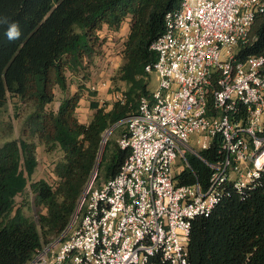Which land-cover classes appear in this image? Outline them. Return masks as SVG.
I'll return each mask as SVG.
<instances>
[{
	"label": "trees",
	"instance_id": "obj_1",
	"mask_svg": "<svg viewBox=\"0 0 264 264\" xmlns=\"http://www.w3.org/2000/svg\"><path fill=\"white\" fill-rule=\"evenodd\" d=\"M179 6L180 0H0V20H7L0 23V111L9 96L30 107L24 137L0 147V264H29L62 236L89 183L100 186L118 174L131 154L119 144L126 119L151 93L154 74L146 67L157 60L151 46L165 32L166 14ZM128 19L117 75L125 86L118 88L121 97L111 103L93 99L88 123L77 116L80 91L65 97L56 112L48 110L56 90H68V72L79 73L98 54L103 29H119ZM12 23L20 36L9 40ZM250 56H264V13L257 15L248 42L238 48L240 59ZM38 140L48 151H62L54 167L55 184L43 179L29 184L38 167ZM219 148L217 138L202 156L217 160ZM187 159L189 165L176 176L178 185L207 187L210 167L193 154ZM29 185L36 217H28L25 204H17ZM188 259L191 264H264V171L243 192L228 187L210 215L193 220ZM148 264L172 263L155 255Z\"/></svg>",
	"mask_w": 264,
	"mask_h": 264
},
{
	"label": "built area",
	"instance_id": "obj_2",
	"mask_svg": "<svg viewBox=\"0 0 264 264\" xmlns=\"http://www.w3.org/2000/svg\"><path fill=\"white\" fill-rule=\"evenodd\" d=\"M263 13L264 0H180L166 14L146 67L157 86L119 139L129 158L114 178L89 183L62 236L29 264H148L155 255L191 264L193 220L264 171V56L238 57ZM217 138L219 158L207 161L202 151ZM189 153L210 167L207 187L178 185Z\"/></svg>",
	"mask_w": 264,
	"mask_h": 264
},
{
	"label": "rangeland",
	"instance_id": "obj_3",
	"mask_svg": "<svg viewBox=\"0 0 264 264\" xmlns=\"http://www.w3.org/2000/svg\"><path fill=\"white\" fill-rule=\"evenodd\" d=\"M129 31L130 19L125 21L119 29L105 27L101 32L102 46L98 54L79 73L68 72V90L62 92L60 89H57L56 98L53 103L47 106V109L56 112L65 97L80 91L82 92V101L79 109H77V116L84 122L91 117L90 104L93 99L97 98L100 102L110 103L115 98H118L117 95L120 96L121 93L120 88H125L123 82L117 79V75L122 61L123 44ZM156 86L157 79L153 75L150 89L154 90ZM115 90H118L119 93H116ZM91 91H96V93L92 94ZM29 113L30 107L27 103L19 100L17 97L9 96L6 106L0 111V147L6 142L24 137ZM111 132L108 130L105 133L104 142L109 138ZM38 144V167L35 173L29 177V184L40 179L46 180L50 184H55L57 177L54 167L55 163L61 159L62 151L59 148L48 151L39 140ZM180 165L181 162L179 160L176 169ZM17 204L19 206L25 204L23 205L25 214L28 217H36L37 208L34 204V196L30 191V185L23 194L17 197Z\"/></svg>",
	"mask_w": 264,
	"mask_h": 264
},
{
	"label": "clouds",
	"instance_id": "obj_4",
	"mask_svg": "<svg viewBox=\"0 0 264 264\" xmlns=\"http://www.w3.org/2000/svg\"><path fill=\"white\" fill-rule=\"evenodd\" d=\"M0 23H7V20H0ZM6 35L8 37L9 40H14V39H18L20 36V31H19V27L17 24L12 23L9 25Z\"/></svg>",
	"mask_w": 264,
	"mask_h": 264
},
{
	"label": "crops",
	"instance_id": "obj_5",
	"mask_svg": "<svg viewBox=\"0 0 264 264\" xmlns=\"http://www.w3.org/2000/svg\"><path fill=\"white\" fill-rule=\"evenodd\" d=\"M116 93H117V91H115ZM117 95V94H116ZM118 96V98H120L121 97V95L119 96V95H117ZM117 98H115V100H116ZM111 103V102H110ZM79 109V108H78ZM91 117H90V119L89 120H85L84 122H86V123H88L91 119H92V116H93V110L91 109ZM80 121H81V119H80ZM82 122H83V120H82Z\"/></svg>",
	"mask_w": 264,
	"mask_h": 264
},
{
	"label": "water",
	"instance_id": "obj_6",
	"mask_svg": "<svg viewBox=\"0 0 264 264\" xmlns=\"http://www.w3.org/2000/svg\"><path fill=\"white\" fill-rule=\"evenodd\" d=\"M121 123H123V121H120V122L117 123L115 126L120 125ZM115 126H113V127L109 130V132H111V130H112ZM95 177H96V175H95ZM95 177H94V178H95Z\"/></svg>",
	"mask_w": 264,
	"mask_h": 264
}]
</instances>
